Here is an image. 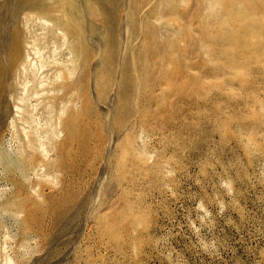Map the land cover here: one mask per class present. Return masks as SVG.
Returning <instances> with one entry per match:
<instances>
[{
  "label": "rangeland",
  "instance_id": "1",
  "mask_svg": "<svg viewBox=\"0 0 264 264\" xmlns=\"http://www.w3.org/2000/svg\"><path fill=\"white\" fill-rule=\"evenodd\" d=\"M0 27V264H264V0H0Z\"/></svg>",
  "mask_w": 264,
  "mask_h": 264
},
{
  "label": "bare ground",
  "instance_id": "2",
  "mask_svg": "<svg viewBox=\"0 0 264 264\" xmlns=\"http://www.w3.org/2000/svg\"><path fill=\"white\" fill-rule=\"evenodd\" d=\"M19 6H20V5H19ZM1 32H2V29H1V27H0V33H1ZM0 45H1V47L5 45V43H4V37H3V36L0 37ZM34 79H38V82H39V80H40V78L37 76L36 72H35V74H34ZM40 84H41V82L38 83L37 87L40 86ZM41 85H42V84H41Z\"/></svg>",
  "mask_w": 264,
  "mask_h": 264
}]
</instances>
